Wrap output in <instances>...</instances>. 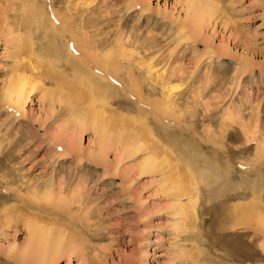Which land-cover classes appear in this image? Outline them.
Instances as JSON below:
<instances>
[{
    "label": "rangeland",
    "instance_id": "374dc122",
    "mask_svg": "<svg viewBox=\"0 0 264 264\" xmlns=\"http://www.w3.org/2000/svg\"><path fill=\"white\" fill-rule=\"evenodd\" d=\"M55 4L45 11L63 22L97 21L85 32L91 53L117 62L113 97L97 107L112 122L98 137L100 121L81 125L84 112L72 115L76 103L59 102L48 80L13 109L5 89L18 75L42 84L30 71L46 62V41L24 22L23 0H0V264H27L34 230L51 233L41 264H264V0ZM194 5L204 18L187 25ZM109 41L112 51L99 47ZM221 148L244 150L218 168L210 158ZM147 157L158 174H143ZM206 163L227 173L220 182L237 198L198 184L189 203V170ZM251 187L263 222L235 228L228 213L253 200Z\"/></svg>",
    "mask_w": 264,
    "mask_h": 264
},
{
    "label": "bare ground",
    "instance_id": "6f19581e",
    "mask_svg": "<svg viewBox=\"0 0 264 264\" xmlns=\"http://www.w3.org/2000/svg\"><path fill=\"white\" fill-rule=\"evenodd\" d=\"M23 1L25 2V5H26V6H24L25 7V10H24L25 11L24 12L25 21L24 22L26 24L30 25V27L36 26L35 28L41 29L43 32V34L41 36H42V40L44 39V42L46 41L45 42L46 44L43 41L42 42L46 46H44L45 48H44L42 54L46 58H42V59H46V62L44 61V63H41V62L39 63V61L37 59H35V60H37L38 62L36 61L34 63L33 60H32L33 62H31L32 71H30V72L35 76V73H34V71H35L36 77L38 79H40L38 81H41L42 84H40V85L37 84L33 79H31L27 75L26 76L18 75L15 80L10 82V84L8 85L7 88L5 87L6 88L5 92H6L8 100H9V103H11V105L13 106V109H15L16 111H18V112L23 111L25 104L27 103L28 100L31 99V97H32L31 95L33 94V92L36 90L38 91L39 89L42 92L43 91L42 90L43 84H46L44 82H46L48 80V81H50V84H54L53 86L56 87V90H57L56 92L62 93L61 98L56 97L58 101L60 99H62V101H65L66 103H68L69 101L72 100V101H74V103H76L72 109L70 107V112L72 115H74L76 113H77L76 115H79V114L81 115V113L84 112L83 117H80L81 119L79 121L81 123V125L86 123L85 121L88 119H89L88 121H93L94 119L95 120L97 119L100 121L102 117L99 115L101 113L104 114L103 112H101V110H102L101 107H102V105H104L103 101L104 100L108 101L109 99H111L113 97V95H112L113 91L116 88L114 83H115V77L117 76L116 75V73H117L116 72V63L117 62L115 61L114 57L111 54H107L105 56H98V55H96V53H93V54L91 53V48H90L89 43L92 40L86 36L85 32L88 33L89 30L97 27V25H98L97 21H95L94 19H93V21L92 20L91 21H85L84 19H82V17L79 16L77 18V19L80 18L79 20H77V19L75 20V18H76L75 17L73 19V21H69V23L66 21L63 22L61 20L62 19L61 17H59V16L57 17L54 14H50V13H47L45 11V10H47L46 6L50 7V8L52 7V4H53V7L56 6L55 0H40L41 1L40 3H42L40 6H38L39 1L37 2V0H23ZM187 3L188 2L186 1V4ZM15 4L16 3H14V5ZM194 7H195V10H194L191 18L187 21V25L189 23H192V22L197 25V24H199L198 22H200L199 20H202L204 18L203 17L204 14L201 12L202 7H200L199 10H197V5H194ZM213 8L215 9V6H213ZM39 9L40 10L42 9V10H41V12L37 13L39 11ZM211 9H212V5H210V8L208 10V13H207L208 16H210V14H212V12H213V14H214V12H216V11H214V9H213V11ZM67 16L65 18H68V20H71L72 17H70V19H69L70 15L68 17ZM49 17H53V18L55 17L56 20H54L55 21L54 23L61 25V29H59V28L53 29L54 28L53 23L51 22L52 24L51 23L49 24L50 20L53 21V18L50 19ZM205 17H206V15H205ZM21 23H23V22H21ZM22 26H24V25H22ZM25 28H27V27L25 26ZM38 29H36V31H34V29H33L32 31H34L35 33L36 32L38 33V31H39L40 32L39 34H41L42 32ZM93 31H96V30H93ZM37 36L39 37L38 34H37ZM39 40H40V38H39ZM110 41L108 43H104L105 46H99V47H101V49H103V50L105 49V51H106V49H109V51H112V50H110L111 48H113L112 46H111V48H108L112 44V42H110ZM95 42L92 43L93 48L95 49V51H98V49H97L98 44ZM41 46H42V44H41ZM93 48H92V50H93ZM99 50H100V48H99ZM31 53H33V52L31 51ZM101 53H102V51H101ZM33 57H35V56H33ZM68 74L70 76H68ZM41 78H44L46 80H44V79L42 80ZM47 84H49V83H47ZM43 94L45 95V98H50L52 101H54L52 98L57 96V94L55 93V90H54V92H46L45 91ZM55 102H57V101H55ZM99 105L101 106L100 107L101 108L100 114L97 113L98 112L97 107ZM76 117H79V116H76ZM102 120H103V118H102ZM207 120L209 121L210 119L208 118ZM105 121H106L105 119H104V121H100V122L96 121L98 123V128L96 127V130H95L96 131L95 133L97 134V136L99 135V136L103 137L104 130H106L107 125H109V123L112 122V121H110V122H107V121L105 122ZM203 121H205V120H203ZM79 122H78V124H79ZM111 124H113V123H111ZM109 126H111V125H109ZM109 126H108V128H109ZM193 126L195 127V125H193ZM194 129L192 128V130H194ZM106 133H107V131H106ZM102 140H104V139L102 138ZM103 144H105V143H103ZM202 147H203V145H202ZM215 147H217V146H215ZM240 150L241 151H239V150L234 151V150H229L228 148H221L220 150H216V153H214V156L210 159H211V161L215 162V163H213V165H217L218 168H223L224 166H222L223 163L221 164L220 158H228V159L232 160V158H234V156L236 154L237 155L241 154L244 149L243 150L240 149ZM230 154H234V156H232ZM94 161H96V160L94 159ZM143 161H144L142 163L143 174L150 173V174L156 175L159 173V171H160L159 168H157L152 163L154 161L153 159L147 157ZM204 162H207V160H205ZM207 163L205 165L206 167H203L200 170H198L197 168H196L197 169L196 170L195 167H193V166H192L193 168L191 167V169L189 170L188 177H190V180L192 181L191 184H194V186L192 188L193 190L191 189L193 191L194 195L192 194L193 197L190 198L189 203L191 202L190 204H192V202H194V205L196 203V200L198 197L197 192L199 190V189L197 190V188L199 187L198 184L204 185L206 187V189L211 188L212 186L216 187V189H214L215 190L214 196L223 197V198L228 196L229 199L237 198L239 196V195L237 196V194H235L233 196L229 195V192L232 191V187H230L227 182H224V181L220 182L221 179H223L222 177L227 178V173L223 174L217 168H212V165L207 164ZM225 167H227V166L225 165ZM224 170L226 171V169H224ZM213 171H214V175L209 174ZM236 171L238 172L239 170L236 169ZM225 179H223V180H225ZM194 181L196 183H193ZM197 181H199V182H197ZM226 181H229V180L226 179ZM178 187H182V185L179 184ZM254 189H255V187H253V189L251 187V192H252L251 194L253 195V200L250 203H247L244 205L243 204L237 205V207H235L233 210H231L228 213V219L230 222H232L231 225L235 226V228L239 227L241 225H252V226H254L256 224V222L259 224L260 223L262 224V222H263V221L259 222L257 220L258 215H256L257 213L255 214V211H257L255 209L258 208V207L256 208V206H257V204H260V203H258V200H260L259 199L260 198V191H258L257 189L256 190H254ZM213 198H215V197H213ZM191 199H193L194 201H191ZM192 210H194V209H192ZM193 213H195V211H193ZM260 219H263V218L260 217L259 220ZM33 226H35V225L33 224L32 227ZM36 228L37 227H35L34 229H36ZM37 229H39V227ZM231 229H232V226H231ZM34 231H36V230H34ZM34 231H32V233H31V230H30L31 235H29L30 237H29V239H27L28 243L25 244V245H27V247H25L26 250H24L25 253H24V255L20 254V255H22V257L20 256V258H19V260L21 262H24L27 264H41V261L45 258V257H43L45 255V253H48V251L50 253L53 249L52 243L50 242V238H51L50 237L51 236L50 231H48L49 235H48V232L46 233V236L44 234H41V233H39V234L35 233ZM39 232H40V230H39ZM226 236L232 237L235 235H234V233H231V234L226 235ZM56 243H57V241H55V244ZM234 252H232V253H234ZM245 255L244 256L246 258H250L249 255H247V254H245Z\"/></svg>",
    "mask_w": 264,
    "mask_h": 264
}]
</instances>
